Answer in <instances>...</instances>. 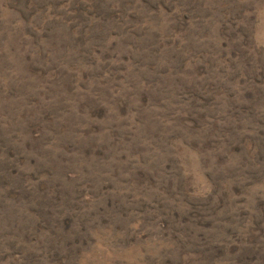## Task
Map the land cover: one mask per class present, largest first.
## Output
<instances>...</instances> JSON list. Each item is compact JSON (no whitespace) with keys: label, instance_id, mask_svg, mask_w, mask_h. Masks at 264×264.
<instances>
[{"label":"rangeland","instance_id":"rangeland-1","mask_svg":"<svg viewBox=\"0 0 264 264\" xmlns=\"http://www.w3.org/2000/svg\"><path fill=\"white\" fill-rule=\"evenodd\" d=\"M0 264H264V0H0Z\"/></svg>","mask_w":264,"mask_h":264}]
</instances>
